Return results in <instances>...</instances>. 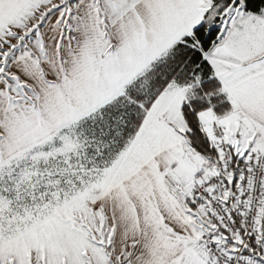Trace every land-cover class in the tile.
<instances>
[{"label":"snow or ice","instance_id":"6c2138e0","mask_svg":"<svg viewBox=\"0 0 264 264\" xmlns=\"http://www.w3.org/2000/svg\"><path fill=\"white\" fill-rule=\"evenodd\" d=\"M0 264H264V0H0Z\"/></svg>","mask_w":264,"mask_h":264}]
</instances>
